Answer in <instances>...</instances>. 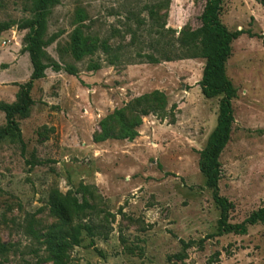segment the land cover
<instances>
[{
  "label": "rangeland",
  "instance_id": "rangeland-1",
  "mask_svg": "<svg viewBox=\"0 0 264 264\" xmlns=\"http://www.w3.org/2000/svg\"><path fill=\"white\" fill-rule=\"evenodd\" d=\"M205 1L59 0L52 7L44 50L62 69L49 67L33 82L30 112L17 117L23 142L0 141V242L12 245L0 264H52L42 241L60 222L49 204L58 193L87 202L72 220L94 228L92 235L82 230L65 264H181L168 260L182 252L180 239L188 243L185 264H264L261 222L217 234L220 208L199 168L222 95H203L205 60L178 37L200 26ZM32 5L0 0V22L13 24L0 31V102L14 101L32 71L23 48L28 30L17 28L32 17ZM78 8L85 32L117 51L113 65L101 50L80 61L68 51ZM220 19L249 32L233 40L226 63L237 92L218 181L232 203L228 221L240 223L264 207V4L222 0ZM90 61L101 67L89 70ZM68 64L76 75L65 71ZM154 89L167 97L166 119L143 116L131 141H93L104 117L119 108L128 115L127 103Z\"/></svg>",
  "mask_w": 264,
  "mask_h": 264
},
{
  "label": "trees",
  "instance_id": "trees-1",
  "mask_svg": "<svg viewBox=\"0 0 264 264\" xmlns=\"http://www.w3.org/2000/svg\"><path fill=\"white\" fill-rule=\"evenodd\" d=\"M59 0H32V17L23 19L17 24L18 29H27L24 37V51L28 52L32 71L29 79L19 84V89L12 102H0V110L4 113L5 125L0 127V141L5 137L22 140L21 129L17 117H27L30 108L34 103L30 91L33 82L45 77V70L51 67L54 71H59L62 66L52 60L47 59L44 50L52 39L46 38L48 15ZM264 4V0H259ZM222 0H206L200 15L201 24L196 29H182L178 40L188 50H192V56H199L205 60L202 76L199 81L201 91L207 98L222 95L219 100L218 115L214 128L209 133L204 147L199 151V168L205 177L206 185L212 190V197L216 205L220 208L218 218V233H245L247 225L261 222L264 225V207H260L251 212L240 223L228 221L229 211L232 203L224 196L220 195L218 181L221 178L220 155L227 145L232 130L234 120L232 100L236 97V88L226 72V63L232 53V42L240 35L249 33L243 29L229 30L220 19ZM75 21L78 24L70 33L68 51L77 61L82 60L87 55H93L98 50L106 54L108 63L113 65L117 57L114 50L105 40L91 37L85 32V25L82 23L86 18L83 8H78L75 14ZM13 24L8 21L0 22V31L9 29ZM150 62H157L158 59L149 56ZM165 60H170L165 57ZM101 67L100 63L90 61L89 70H96ZM65 71L76 75L77 70L74 65L68 64ZM168 100L165 93L159 89L143 93L131 99L126 105L128 115H125L123 108L115 109L100 121V131L93 135L94 142H101L109 138L133 140L137 135V128L142 124V117L149 114L156 115L164 120L167 117ZM173 104L170 110H174ZM172 118L170 122H173ZM116 126V127H115ZM51 211L60 222L53 224L43 235V244L48 253V258L52 264H65L68 258V249L79 245L81 242V232L86 230L92 235L94 228L87 223H73V213L82 211L88 207L87 202H79L75 197L59 194L51 195L49 199ZM92 243V241H91ZM182 252L168 256L169 261H180L185 264L187 257L186 250L188 243L180 239ZM12 248L7 242H0V257L5 256Z\"/></svg>",
  "mask_w": 264,
  "mask_h": 264
},
{
  "label": "crops",
  "instance_id": "crops-1",
  "mask_svg": "<svg viewBox=\"0 0 264 264\" xmlns=\"http://www.w3.org/2000/svg\"><path fill=\"white\" fill-rule=\"evenodd\" d=\"M1 111V110H0ZM2 112V111H1ZM3 113V112H2ZM4 114V113H3Z\"/></svg>",
  "mask_w": 264,
  "mask_h": 264
}]
</instances>
